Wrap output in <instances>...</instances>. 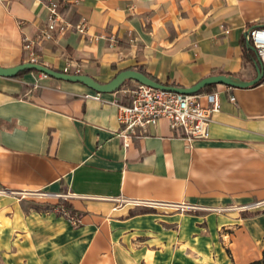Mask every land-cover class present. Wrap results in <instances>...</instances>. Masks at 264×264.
Returning a JSON list of instances; mask_svg holds the SVG:
<instances>
[{
  "label": "crops",
  "instance_id": "crops-1",
  "mask_svg": "<svg viewBox=\"0 0 264 264\" xmlns=\"http://www.w3.org/2000/svg\"><path fill=\"white\" fill-rule=\"evenodd\" d=\"M51 2L67 26L36 51L52 69L106 82L141 68L183 87L212 74L256 75L246 33L264 27V0H0V66L28 60L22 38L47 27ZM81 19L84 33L75 28ZM38 76H0V264H216L204 259L214 250L218 264H244L261 256L264 212L243 218L238 233L219 223L237 241H258L259 251L240 260L217 247L215 214L171 210L264 198V81L211 88L220 109L208 138L187 144L161 119L125 147L117 121L125 83L97 93ZM18 189L51 204L33 207L12 195ZM55 193L72 194V212Z\"/></svg>",
  "mask_w": 264,
  "mask_h": 264
},
{
  "label": "built area",
  "instance_id": "built-area-1",
  "mask_svg": "<svg viewBox=\"0 0 264 264\" xmlns=\"http://www.w3.org/2000/svg\"><path fill=\"white\" fill-rule=\"evenodd\" d=\"M60 9L58 3L51 2L47 27L35 38H22V47L28 53L27 61L40 63L36 51L38 42L44 38H50L56 27L63 30L67 26ZM85 27V19H81L75 25L80 33L85 32ZM247 37L255 47L256 56L264 67V27L250 29ZM38 75L39 79L50 77L42 71H38ZM226 88L230 90L232 86L226 85ZM124 92L128 96V101L117 104V121L119 123L118 134L123 139L125 147L129 146L133 138L146 134L149 127L156 125L161 119H166L174 133L183 138L187 144L194 139L208 138L213 115L220 109L218 89L183 94L135 82L133 88H124ZM229 99L234 101L235 96L230 93ZM42 194L47 195L48 193L43 192ZM55 195L57 197L72 196L71 193H55ZM70 219L74 224L80 221L78 216L72 214Z\"/></svg>",
  "mask_w": 264,
  "mask_h": 264
},
{
  "label": "water",
  "instance_id": "water-1",
  "mask_svg": "<svg viewBox=\"0 0 264 264\" xmlns=\"http://www.w3.org/2000/svg\"><path fill=\"white\" fill-rule=\"evenodd\" d=\"M250 31V30H249ZM246 33V46L248 49L253 50L256 53L255 47L250 43ZM256 75L248 80L242 79L240 76L232 75V74H212L206 77H203L195 84L183 87L172 84H166L160 81H157L147 74L133 69L126 68L118 71L110 80L106 82H100L95 78L83 74V73H67L64 71H59L52 69L46 65L37 62L25 61L20 64L10 66V67H2L0 66V76L13 77L16 76L19 72L24 70H36L45 72L48 76L56 79L71 81V82H80L90 89L96 91L97 93H107L118 90L127 80H134L136 82L149 85L156 88L167 89L183 94L196 93L200 91L203 87L210 84H224L232 87H249L258 83L264 77V67L256 58Z\"/></svg>",
  "mask_w": 264,
  "mask_h": 264
},
{
  "label": "rangeland",
  "instance_id": "rangeland-1",
  "mask_svg": "<svg viewBox=\"0 0 264 264\" xmlns=\"http://www.w3.org/2000/svg\"><path fill=\"white\" fill-rule=\"evenodd\" d=\"M135 82L134 80H128L125 82V84L123 85L124 88L126 89H131L135 86ZM212 90V89H211ZM208 90V91H211ZM4 189H2L0 187V193H5L3 191ZM68 194V193H67ZM15 197L19 198V200L23 201V202H27L29 203L31 206H38L35 204L36 203H40V201L43 205L44 204H51L50 201L51 198L49 197H42L38 194H32L30 193V191L27 190H22V189H18L15 190V192L12 194ZM71 199L70 196H63L60 198V200H65L67 202H69V200ZM59 200V199H58ZM41 206V205H40ZM138 207H142L143 209L140 210H144V205H139ZM172 211H180L183 212L185 214L191 212H205L208 214H215L216 217L219 218V222H216L217 224V234L215 236V240L217 242V244L219 246V250L222 248L223 252H226V254L229 255L232 254L234 256L237 255V253L240 256V260H242L243 258L249 257V256H254L258 251H259V243L258 241L256 243H251L249 245L244 244V240H238L237 241V235L235 234V236L233 235H226V231H228L226 228L227 226L225 224H219L221 221H223L226 224H229L231 227L230 229L236 233H238L240 231L241 227H238V223L242 222L243 218L246 217H253V216H257L261 213L264 212V198H259L256 199L253 202H232V203H226L222 206L219 207H209L208 209L203 208L199 205H190V204H181L180 206L174 207ZM70 212V211H67ZM205 219V218H204ZM177 224L176 223H172L171 227H176ZM229 228V227H228ZM258 244V245H257ZM193 253L194 250H192ZM201 256V255H200ZM203 256V255H202ZM207 257H205L204 259L207 262H211V263H219V251H211L210 254L207 255ZM239 261V260H238Z\"/></svg>",
  "mask_w": 264,
  "mask_h": 264
},
{
  "label": "trees",
  "instance_id": "trees-1",
  "mask_svg": "<svg viewBox=\"0 0 264 264\" xmlns=\"http://www.w3.org/2000/svg\"><path fill=\"white\" fill-rule=\"evenodd\" d=\"M245 56H246L249 60H254V61H256L255 56H254L253 54H251V50H249L248 48H246V46H245ZM134 69L139 70V71H141V72L147 74L149 77L155 79L154 77H152L151 75H149L148 73H146V72H145L143 69H141V68H134ZM24 71H25V70H24ZM34 71H36V70H34ZM22 72H23V71H22ZM37 72H38V71H37ZM19 73H21V72H19ZM19 73H18V74H19ZM18 74H17V75H18ZM232 75H234V74H232ZM155 80H157V79H155ZM157 81H158V80H157ZM263 81H264V77H263L258 83H256L255 85H258V84H260V83L263 82ZM213 86H215V84L206 85L205 87H203V88H202L200 91H198V92H204V91L211 90V88H212ZM58 204H59V206H61V207H62L64 210H66V211H70V212L73 211V208H72L71 204H70L69 202L65 201V200H60V199H59ZM244 264H264V248L262 249V252H261V256H260V257L255 258V259H252V260H250V261H248V262H246V263H244Z\"/></svg>",
  "mask_w": 264,
  "mask_h": 264
}]
</instances>
